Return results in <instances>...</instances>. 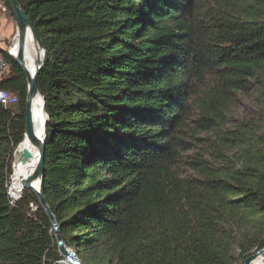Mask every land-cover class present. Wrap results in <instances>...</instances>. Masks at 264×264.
<instances>
[{
    "label": "trees",
    "instance_id": "trees-1",
    "mask_svg": "<svg viewBox=\"0 0 264 264\" xmlns=\"http://www.w3.org/2000/svg\"><path fill=\"white\" fill-rule=\"evenodd\" d=\"M48 51L45 195L84 264H244L264 248V0H19ZM0 264H61L25 189L27 79L7 52ZM258 110L235 123L246 96ZM34 203L37 209L32 211Z\"/></svg>",
    "mask_w": 264,
    "mask_h": 264
},
{
    "label": "water",
    "instance_id": "water-1",
    "mask_svg": "<svg viewBox=\"0 0 264 264\" xmlns=\"http://www.w3.org/2000/svg\"><path fill=\"white\" fill-rule=\"evenodd\" d=\"M7 6L9 7L11 14L16 22L17 27V38H18V46H19V53L18 55L11 54V56L19 63L21 68L23 69L26 79H27V99H26V123H25V134L23 141L17 146L14 152V165L17 163H21L27 161L31 158L32 153L31 151L21 153L22 144L25 142L28 145L38 148L39 150V161L35 170L29 174L28 177L23 179V184L25 189L30 190L33 192L43 210L46 212L47 216L49 217L53 229L55 232L56 241L58 244L59 252L63 256V261L67 264H84L83 260L78 251L75 249L67 246L65 240L61 234L59 222L53 213L51 206L47 200L45 195V188H44V172H45V152H46V144L48 140V121L49 115L45 110V99L39 90L38 79L41 73L42 68L46 64L48 60V51L45 47V44L39 34L37 33L32 21L24 11L21 3L19 0H3ZM31 30L34 38L37 43V50L44 51V57L42 60L38 61V67L35 70L34 74H31L27 68L25 62V48H26V41H27V32ZM37 96H41L43 99V111L47 116V120L44 124L45 126V137L41 139L35 130L34 118H33V108H34V101ZM39 180V185L36 187L34 182ZM262 257L263 264H264V248L257 251L253 255L249 256L244 264H252L253 261L258 258ZM59 263L63 264L62 261Z\"/></svg>",
    "mask_w": 264,
    "mask_h": 264
},
{
    "label": "bare ground",
    "instance_id": "bare-ground-1",
    "mask_svg": "<svg viewBox=\"0 0 264 264\" xmlns=\"http://www.w3.org/2000/svg\"><path fill=\"white\" fill-rule=\"evenodd\" d=\"M14 55H18L19 53V46H18V38L11 49ZM25 62L27 68L31 74H34L35 70L38 67V61L42 60L44 57V51L37 50V43L34 38V35L31 30L27 32V41H26V48H25ZM33 118L35 124V130L37 135L43 139L45 137V122L47 120V116L43 111V99L41 96H37L34 101V108H33ZM31 151L32 156L29 160L21 162L19 164H13V168L15 170L14 174L12 173L11 176V187L10 192L13 197H21L25 190L23 179L29 176L35 168L37 167L39 161V150L36 147L28 145L27 142L22 144L21 153ZM34 185L38 187L39 180L34 182ZM63 264H67L65 261H62ZM252 264H263L262 257L256 258Z\"/></svg>",
    "mask_w": 264,
    "mask_h": 264
},
{
    "label": "built area",
    "instance_id": "built-area-1",
    "mask_svg": "<svg viewBox=\"0 0 264 264\" xmlns=\"http://www.w3.org/2000/svg\"><path fill=\"white\" fill-rule=\"evenodd\" d=\"M0 10L2 11V13L11 14L9 7L7 6V4L3 0H0ZM16 38H17V32L11 37V42L7 46L6 49H3L0 47V103L5 105L6 107L16 106L19 103V97L16 94L11 93L10 91H8L7 89H5L1 86V82L4 79L3 74H5L7 71H9V63H8V61L4 55V51H7L10 55L13 54L11 49H12V46L14 45V43L16 41ZM8 193H9L11 204H13V205L17 201H19L22 197V196L18 197V198L13 197L11 195L9 185H8ZM30 207H31L32 211L37 209V206L34 203H31Z\"/></svg>",
    "mask_w": 264,
    "mask_h": 264
},
{
    "label": "rangeland",
    "instance_id": "rangeland-1",
    "mask_svg": "<svg viewBox=\"0 0 264 264\" xmlns=\"http://www.w3.org/2000/svg\"><path fill=\"white\" fill-rule=\"evenodd\" d=\"M8 74H9V71L3 74V78L7 77ZM258 108L259 107H258V103H257L255 96H251V95L246 96V98L242 101V103L232 111L231 117H230L231 122L235 123L236 121H238V119L248 114L255 115L257 113ZM14 172L15 170L13 171V174ZM9 187H11V181L9 183Z\"/></svg>",
    "mask_w": 264,
    "mask_h": 264
},
{
    "label": "crops",
    "instance_id": "crops-1",
    "mask_svg": "<svg viewBox=\"0 0 264 264\" xmlns=\"http://www.w3.org/2000/svg\"><path fill=\"white\" fill-rule=\"evenodd\" d=\"M16 32L17 27L13 16L2 13L0 10V47L6 49Z\"/></svg>",
    "mask_w": 264,
    "mask_h": 264
}]
</instances>
